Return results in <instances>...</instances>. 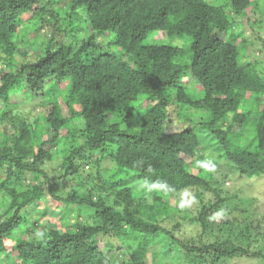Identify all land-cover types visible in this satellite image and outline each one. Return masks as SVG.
Returning a JSON list of instances; mask_svg holds the SVG:
<instances>
[{
	"label": "trees",
	"instance_id": "trees-1",
	"mask_svg": "<svg viewBox=\"0 0 264 264\" xmlns=\"http://www.w3.org/2000/svg\"><path fill=\"white\" fill-rule=\"evenodd\" d=\"M263 29L264 0H0V264H163L148 248L164 238L189 264L264 259L238 244L259 226L225 206L200 136L243 176L264 174V39L257 56L247 44ZM57 149L63 173L52 176L43 165ZM101 159L114 163L106 181L60 191ZM192 188L194 217L165 198ZM73 209L83 218L71 224ZM115 238L136 250L115 261Z\"/></svg>",
	"mask_w": 264,
	"mask_h": 264
},
{
	"label": "rangeland",
	"instance_id": "rangeland-1",
	"mask_svg": "<svg viewBox=\"0 0 264 264\" xmlns=\"http://www.w3.org/2000/svg\"><path fill=\"white\" fill-rule=\"evenodd\" d=\"M225 0H215L216 3L224 2ZM71 26H74V23L71 24ZM44 29L41 30V32L33 37L32 43H33V49L38 50V52H42V49L44 47L46 38L44 35ZM238 29V27H237ZM249 36V39L247 41V44L250 45L252 43V46H250L252 50V54L257 56L263 53L261 50L262 47V39H264V29L262 31H259L258 33H252L247 34ZM251 35V37H250ZM221 37H225L224 33L220 34ZM153 40L161 41L164 39V35L162 32L157 31L154 32L151 35ZM27 37H23V32L19 34V43H22V40L26 39ZM172 39L168 38L167 41H171ZM175 40V41H174ZM173 41L179 45V46H185L186 41L185 38H175ZM262 56V55H261ZM193 91L200 96V90L197 88H193L191 86ZM24 97H21L20 100H24ZM143 102L139 103L137 107H139L138 110L142 109ZM19 108L17 111L19 112H26V114L30 113L32 106L30 104H24L23 102L19 104ZM32 113V112H31ZM33 114V113H32ZM186 119V118H184ZM188 124V123H187ZM192 124V123H190ZM188 124V125H190ZM182 125H185L183 121L175 124V127L177 129H180ZM195 125V123H194ZM200 136L202 139V143L205 146V149L208 150L207 156L209 160V168L212 174L214 175L215 180L220 181L221 183V197L227 199L225 206L231 209V212L233 213V216H236L239 220H242L240 223L247 224V223H256L259 228H257V231H250L247 232V230L244 229L245 236L248 237L247 240L244 238L241 239V237L238 236V244L242 246H250L253 250H259L264 251V174L255 176V177H246L243 176L241 173L233 169V166H230V161H224L225 159L219 158V146H217L214 137L211 136V134H205L204 132H200ZM45 137V136H44ZM253 137V133L250 132L249 134H246L245 139L243 140V143H248ZM222 152V151H221ZM99 156V155H98ZM217 163H214V160ZM221 159V160H220ZM63 164V151H60V149L56 150L55 156L51 159L46 161V163L43 165L45 170L49 172L52 176H59L63 173L62 169ZM114 169V163L109 161V159H101V163L97 165L96 168L89 165H84L83 168H81L80 172L81 175L76 177L67 178L66 179V185L62 188H60V191H69L70 188L74 187L76 190L80 191H86L88 187L91 185V183H98L101 184L103 181H106L107 179V172L108 174L112 173L110 171H113ZM204 174V172H203ZM226 176V177H225ZM124 182L128 186H134L136 183H139L138 180H136V176H123ZM100 179V181H99ZM83 180V181H82ZM87 180V181H85ZM99 181V182H98ZM90 182V185H89ZM104 196L109 194V200L113 197L110 194L109 190H101L99 191ZM196 191L194 188L185 190L183 193V199L178 197V195H166L165 198L167 199V202L173 206V207H182L189 210L190 217H194L197 210L201 208V204L195 199ZM213 198V194L211 192L204 193L203 199L206 202L211 201ZM185 204V205H184ZM235 206V210H234ZM235 211V213H234ZM83 218L82 215H77L76 209H73L71 216H70V223H74L77 219V217ZM177 216V215H176ZM175 216V217H176ZM179 219L180 222H183L182 219ZM51 222L53 224L59 223V219L57 218V215L50 218ZM189 227L187 229H184L185 232H188L189 235L193 234L199 237L200 228L196 224V221H190L189 220ZM237 224V223H236ZM242 231V230H241ZM179 235V234H178ZM177 235V236H178ZM211 236V235H210ZM207 235H202L201 238L205 241ZM180 238H185L184 236L180 235ZM209 238V237H208ZM167 239V240H166ZM164 238V241H160L159 239H156L152 245H150L149 249V256L152 257L153 260H155L154 255H156L157 261L162 262L163 264H174V262L178 261V264H189L188 261L190 259L185 258H178L179 253L181 252V248H179L178 244L176 245V241H172L170 238ZM163 240V239H162ZM113 246H111L113 250V257L115 258V261H122L125 258V255L127 252H132L136 250L137 244L136 242H128L125 240H121L119 238H115L112 240ZM12 244V241H8V247ZM99 246L104 248L103 242L100 241ZM155 252V253H154ZM153 254V255H152ZM117 263V262H115ZM195 264V263H191ZM221 264H264V259H255V258H246V257H234L232 259L227 260L225 263Z\"/></svg>",
	"mask_w": 264,
	"mask_h": 264
}]
</instances>
